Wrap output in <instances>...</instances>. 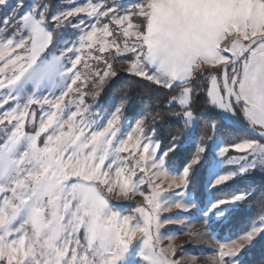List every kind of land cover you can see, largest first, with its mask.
I'll return each mask as SVG.
<instances>
[{
    "label": "snow or ice",
    "instance_id": "obj_1",
    "mask_svg": "<svg viewBox=\"0 0 264 264\" xmlns=\"http://www.w3.org/2000/svg\"><path fill=\"white\" fill-rule=\"evenodd\" d=\"M122 72L174 93L167 145L161 108L128 122L130 91L98 103ZM223 128L244 135L225 145ZM256 174L264 0H0V264H199L177 236H216L254 197L214 194ZM260 241L264 215L208 264H244Z\"/></svg>",
    "mask_w": 264,
    "mask_h": 264
},
{
    "label": "trees",
    "instance_id": "obj_2",
    "mask_svg": "<svg viewBox=\"0 0 264 264\" xmlns=\"http://www.w3.org/2000/svg\"><path fill=\"white\" fill-rule=\"evenodd\" d=\"M118 67V65H116ZM130 91L129 97L130 106L125 109L126 120H134L140 110L143 109L144 113H153L155 108H161L164 114V120L157 118L156 127L158 132V138L163 141L162 147L167 145L170 136L176 135L180 132L178 122L170 119V113L167 108L163 107L169 99V96L174 93H170L169 90L157 89L156 87H150L147 81H142L140 78L122 74L117 78L116 83L107 89L103 93V97H110L116 100L119 96ZM200 112L201 126L197 130V137L207 131L204 124L207 122L209 113L203 107V105L197 106ZM172 111H178L177 108H173ZM148 122L152 123L151 115L148 116ZM219 135L222 137L224 144L228 145L233 142H238V138L243 136L244 133L239 129L223 128ZM190 147V146H189ZM251 186V187H249ZM243 192H250L254 197L248 203L242 205V207L234 212L230 218V234L233 236L238 233H244L249 230L250 226L258 221L264 210L261 209L260 202L264 200V181H254L252 178H242L231 185L224 193H215L214 196L226 195L231 196L233 194H239ZM244 264H264V241L257 243L250 251L244 254Z\"/></svg>",
    "mask_w": 264,
    "mask_h": 264
},
{
    "label": "rangeland",
    "instance_id": "obj_3",
    "mask_svg": "<svg viewBox=\"0 0 264 264\" xmlns=\"http://www.w3.org/2000/svg\"><path fill=\"white\" fill-rule=\"evenodd\" d=\"M82 2V0H81ZM69 3H71V0H69ZM118 67H120L118 65ZM122 74H124L122 72ZM107 88H105L106 90ZM104 90V91H105ZM103 91V93H104ZM103 93L100 95L99 99H98V103L103 106L107 111H112V102L115 101L114 99L110 98V97H103ZM88 103H93V101L89 98L88 99ZM125 115V113H124ZM128 122L132 121V120H126ZM146 124L150 125V123L148 122V120H146ZM125 128H127V123L125 124ZM190 146V144L188 145ZM229 155H240L239 153H235V152H229ZM250 178H252V180L256 181H264V179H262V177L259 174L253 175V176H249ZM242 179L241 177H237L236 181ZM140 197H137V200H140ZM181 210L179 209H172V211L170 213H165L164 215H172L175 213L180 212ZM191 211H195V210H191ZM182 215L184 216H188L190 215L189 212H184L182 213ZM230 218V217H229ZM261 219V218H260ZM260 219L256 222H254L253 224H259ZM252 224V225H253ZM251 225V226H252ZM250 226V227H251ZM205 227L204 223L201 221L199 223H195L192 225V231H197L200 229H203ZM179 226H174V225H168L166 226V229H177L178 230ZM230 222L229 219L227 221H222L219 222L216 227H215V232H216V236H212V235H208V238L206 240L203 241V243L196 248L190 247L187 245V241L189 240V237L186 235H179L176 238L175 243L177 245L180 244H184L186 251L190 254V255H197L199 257V264H208V262L211 260V258L214 255V249L218 247L217 244V237L221 238V239H227V238H236L237 236H239L242 233H238L237 235L233 236L232 234H230ZM250 229V228H249ZM165 243H167V241H165Z\"/></svg>",
    "mask_w": 264,
    "mask_h": 264
}]
</instances>
